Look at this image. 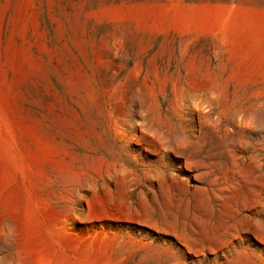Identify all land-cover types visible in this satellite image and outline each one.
<instances>
[{
    "label": "rangeland",
    "instance_id": "obj_1",
    "mask_svg": "<svg viewBox=\"0 0 264 264\" xmlns=\"http://www.w3.org/2000/svg\"><path fill=\"white\" fill-rule=\"evenodd\" d=\"M0 264H264V0H0Z\"/></svg>",
    "mask_w": 264,
    "mask_h": 264
}]
</instances>
